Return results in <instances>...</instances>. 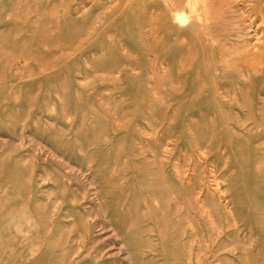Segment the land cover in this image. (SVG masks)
Instances as JSON below:
<instances>
[{
    "label": "rangeland",
    "instance_id": "374dc122",
    "mask_svg": "<svg viewBox=\"0 0 264 264\" xmlns=\"http://www.w3.org/2000/svg\"><path fill=\"white\" fill-rule=\"evenodd\" d=\"M184 1L0 0V264H264V0Z\"/></svg>",
    "mask_w": 264,
    "mask_h": 264
},
{
    "label": "bare ground",
    "instance_id": "6f19581e",
    "mask_svg": "<svg viewBox=\"0 0 264 264\" xmlns=\"http://www.w3.org/2000/svg\"><path fill=\"white\" fill-rule=\"evenodd\" d=\"M170 1H171V0H170ZM185 1H186V0H185ZM185 1H184V2H185ZM209 1H210V0H209ZM209 1H208V2H209ZM216 1H217V0H216ZM236 1H237V0H236ZM255 1H257V0H255ZM255 1H254V2H255ZM258 1H259V0H258ZM181 2H182V1H181ZM196 2H197V1H196ZM198 3H199V2H198ZM206 3H207V2H206ZM261 3H262V2H261ZM181 4H182V3H181ZM200 4H201V3H200ZM235 4H236V3H235ZM179 5H180V4H179ZM182 5H183V4H182ZM207 5H208V3H207ZM213 5H214V4H213ZM233 5H234V4H233ZM236 5H237V4H236ZM240 5H241V4H240ZM183 6H186V5H183ZM208 6H210V4H209ZM223 6H224V5H223ZM214 7H215V6H214ZM233 7H234V6H233ZM182 8L184 9L185 7H182ZM177 9H178V8H177ZM177 9H176V10H177ZM183 9H182V10L180 9V10L183 11ZM198 10H199V9H198ZM200 10H203V9H200ZM212 10H213V9H212ZM232 10H233V9H232ZM174 11H175V10H174ZM181 11H180V12H181ZM180 12H177V13H180ZM199 12H200V11H198V13H199ZM232 12H235V10L232 11ZM193 13H195V12H193ZM210 13H211V12H210ZM210 13H209V14H210ZM215 13L218 14V12H215ZM171 14H173V13H171ZM177 15H178V14H177ZM180 15H181V14H180ZM180 15H179V16H180ZM236 15H237V14H236ZM175 16H176V15H175ZM175 16H174V18H175ZM179 16H178V17H179ZM221 16H222V15H221ZM226 16H227V15H226ZM226 16H225V17H226ZM176 17H177V16H176ZM225 17H224V18H225ZM179 18H180V17H179ZM219 18H220V17H219ZM228 18H229V17H228ZM234 18H235V17H234ZM236 18H237V17H236ZM175 20H176V19H175ZM177 20H178V19H177ZM177 20H176V21H177ZM179 20H180V19H179ZM179 20H178V21H179ZM220 20H221V19H220ZM172 21H173V20H172ZM180 21H181V20H180ZM180 21H179V23H180ZM187 21H188V20H187ZM190 21H191V20H190ZM174 22H175V21H174ZM189 23H190V22H189ZM236 23H237V22H236ZM213 25H214V24H213ZM180 26H181V25H180ZM188 26H189V25H187V28H188ZM211 26H212V25H211ZM214 28H215V27H214ZM188 29H189V28H188ZM204 29H205V28H204ZM212 29H213V28H212ZM235 29H237V28H235ZM208 30L210 31L211 29L209 28ZM214 30H215V29H214ZM214 30H213V31H214ZM201 31H202V30H201ZM213 31H212V32H213ZM202 32H203V31H202ZM263 34H264V33H263ZM203 35H204V34H203ZM208 37H209V36H208ZM244 38H245V37H244ZM205 39H206V38H205ZM242 39H243V38H242ZM246 39H247V38H246ZM245 41H248V40H245ZM241 42H242V41H241ZM255 42H256V41H255ZM239 43H240V42H239ZM246 43H247V42H246ZM250 43L253 44V42H250ZM240 44H241V43H240ZM259 44H260V43H259ZM241 45H242V44H241ZM237 46H238V45H237ZM244 46H245V44H244ZM262 47H263V46H262ZM258 55H259V54H258ZM242 56H244V55H242ZM245 60H246V59H245ZM245 62H246V61H245ZM246 63H247V62H246ZM248 64H249V63H248ZM246 65H247V64H246ZM248 66H249V65H248ZM261 68H263V67H261ZM253 71H254V70H253ZM257 71H258V70H257ZM259 71H260V70H259Z\"/></svg>",
    "mask_w": 264,
    "mask_h": 264
},
{
    "label": "crops",
    "instance_id": "0c3cea01",
    "mask_svg": "<svg viewBox=\"0 0 264 264\" xmlns=\"http://www.w3.org/2000/svg\"><path fill=\"white\" fill-rule=\"evenodd\" d=\"M90 0H79L81 5H86Z\"/></svg>",
    "mask_w": 264,
    "mask_h": 264
}]
</instances>
